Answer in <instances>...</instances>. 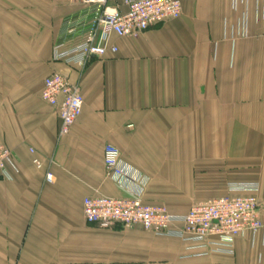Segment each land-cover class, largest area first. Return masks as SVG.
<instances>
[{
    "label": "crops",
    "instance_id": "1",
    "mask_svg": "<svg viewBox=\"0 0 264 264\" xmlns=\"http://www.w3.org/2000/svg\"><path fill=\"white\" fill-rule=\"evenodd\" d=\"M179 1L178 18L135 38L110 34L116 51L77 67L55 60L53 47L82 42L94 6L0 0V145L11 150L0 177V264H264V227L237 236L232 253L199 254L173 235L84 219L85 197L129 196L105 172L112 144L146 177L144 204L183 215L227 195L229 183L252 181L264 224V0ZM53 71L84 102L60 138V117L41 99Z\"/></svg>",
    "mask_w": 264,
    "mask_h": 264
},
{
    "label": "built area",
    "instance_id": "2",
    "mask_svg": "<svg viewBox=\"0 0 264 264\" xmlns=\"http://www.w3.org/2000/svg\"><path fill=\"white\" fill-rule=\"evenodd\" d=\"M95 7L94 17L82 42L68 49L62 45L53 47V58L72 66L82 67L92 56H102L110 34L138 37L150 25L178 18L181 15L179 0H121L125 11L110 0H79ZM41 99L54 107L60 117L58 137L69 133L82 109V96L76 83L56 71L44 78ZM131 127V126H130ZM34 153V149H30ZM103 163L106 175L124 188L129 196L113 198L108 196H87L83 199V215L88 223L100 227L120 224L125 228L140 225L156 235L174 236L191 242L199 254L211 252H233L234 239L245 232L255 234L263 229L260 217V202L256 196L255 182L229 183L227 195L198 202L190 206L187 213L174 215L162 205H147L141 195L147 183L146 177L121 159L119 149L106 144L103 149ZM51 161V159H50ZM11 163V150L0 145V177L7 174ZM36 167L41 166L34 157ZM45 182L54 181L53 174L45 173ZM192 248V249H193Z\"/></svg>",
    "mask_w": 264,
    "mask_h": 264
}]
</instances>
